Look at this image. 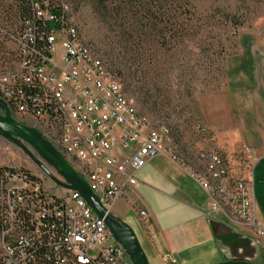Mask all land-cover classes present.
<instances>
[{"label": "built area", "instance_id": "obj_1", "mask_svg": "<svg viewBox=\"0 0 264 264\" xmlns=\"http://www.w3.org/2000/svg\"><path fill=\"white\" fill-rule=\"evenodd\" d=\"M28 3L18 30L0 25V100L11 116L45 127L44 138L111 213L141 187L140 171L164 157L203 188L212 223L226 222L244 240H264L255 211L253 152L224 157L201 151V175H193L167 144V131L140 117L121 82L103 71L105 62L76 37L67 8L52 0ZM196 128L209 133L204 125ZM231 164L240 167V176ZM7 169L0 179V264H132L79 193H56L35 175ZM138 216L144 220L147 212L139 210ZM163 261L176 264L170 254Z\"/></svg>", "mask_w": 264, "mask_h": 264}, {"label": "rangeland", "instance_id": "obj_2", "mask_svg": "<svg viewBox=\"0 0 264 264\" xmlns=\"http://www.w3.org/2000/svg\"><path fill=\"white\" fill-rule=\"evenodd\" d=\"M55 1L67 8L81 40L115 73L122 91L134 100L138 114L155 128L167 131V144L186 165L201 172L199 154L205 150L229 156L210 132L201 134L196 127H208L203 109L210 96L222 92L227 85L225 62L235 54L241 35L264 37V0H163L160 15L150 17L136 3ZM172 2H182L183 8L172 11ZM24 6L23 0H0V25L7 31L18 30ZM149 8L152 7L145 10ZM150 10L154 12V8ZM17 121L38 129L46 137L45 127H39L35 120L18 118ZM7 167L25 170L41 178L45 189L62 193L19 147L0 137V169ZM231 167L234 175L242 174L238 165ZM157 169L165 171L170 167L158 160L140 171L139 178L144 184L138 189V206L162 222L172 223V200L146 178ZM192 184L196 189L197 185ZM119 206L113 215H119ZM126 218L149 264H164L152 260L145 235L147 227L136 211L128 212ZM261 252L253 263L264 264V248Z\"/></svg>", "mask_w": 264, "mask_h": 264}, {"label": "crops", "instance_id": "obj_3", "mask_svg": "<svg viewBox=\"0 0 264 264\" xmlns=\"http://www.w3.org/2000/svg\"><path fill=\"white\" fill-rule=\"evenodd\" d=\"M225 67L227 85L222 92L211 95L203 109L208 124L205 128L229 155L244 149L253 152L255 211L264 226V37L241 35L237 50L226 59ZM158 160L165 161L170 169H157L153 176L146 178L172 200V223L162 222L155 214L147 213L144 220L139 218V210H144L138 206L139 188L117 204L120 205L117 215L120 219L129 225L126 215L135 210L138 219L147 227L145 235L153 261L166 264L163 257L167 254L176 260V264H218L230 260L254 262L261 256L264 240L238 239L226 222L212 223L209 220L207 196L188 170L164 157L151 160L145 168ZM140 182L144 184L142 180ZM192 183L197 185V190ZM181 213H184L182 217Z\"/></svg>", "mask_w": 264, "mask_h": 264}, {"label": "water", "instance_id": "obj_4", "mask_svg": "<svg viewBox=\"0 0 264 264\" xmlns=\"http://www.w3.org/2000/svg\"><path fill=\"white\" fill-rule=\"evenodd\" d=\"M0 137L19 147L57 187L79 193L92 211L105 221L115 241L124 249L132 264H149L133 229L104 207L84 178L66 162L38 129L14 119L2 100H0ZM218 264L257 263L230 260Z\"/></svg>", "mask_w": 264, "mask_h": 264}, {"label": "trees", "instance_id": "obj_5", "mask_svg": "<svg viewBox=\"0 0 264 264\" xmlns=\"http://www.w3.org/2000/svg\"><path fill=\"white\" fill-rule=\"evenodd\" d=\"M111 1H113V2L124 1V3H129L130 5H133L134 3H136V5L139 6V8H141L143 10L142 13L144 15H147V16L149 15V17L153 16L155 14L160 15V13L162 12L163 6H164V2H162L163 0H149L151 2H134L135 0H111ZM143 1H147V0H143ZM23 2L25 4V6H24L23 10L21 11V17H22L21 20H23L24 17H26L29 14V9H30V5L28 3L29 0H23ZM52 2H54V4H57V2L55 0H52ZM58 5H61V4H58ZM149 6L152 8L145 10L146 7H149ZM153 8H154V12L152 10H150ZM177 8H183L182 2H172L171 3L172 11L177 10ZM109 71L111 72V74H113L117 78V76L115 75V73L113 71H111L110 69H109ZM7 170H8L7 168H1L0 169V179ZM21 171L26 173L27 175H30V173L25 171V170H21Z\"/></svg>", "mask_w": 264, "mask_h": 264}, {"label": "bare ground", "instance_id": "obj_6", "mask_svg": "<svg viewBox=\"0 0 264 264\" xmlns=\"http://www.w3.org/2000/svg\"><path fill=\"white\" fill-rule=\"evenodd\" d=\"M70 28L73 29V31L76 32V37H80V36H79V33H78V31H77L76 26H73L71 22H70ZM86 47H88V46L86 45ZM103 71L110 72L109 69L107 68V66L105 65V63L103 64ZM121 91H122V88H121ZM126 97H127V96H126ZM132 103H135L133 99H132ZM40 133H41V132H40ZM41 134H42V133H41ZM42 135H43V134H42ZM43 137H44V136H43ZM175 153H176V152H175ZM184 165H186V163H184ZM192 174H193V175H201V172H195V171L192 169ZM114 243H117V242L115 241V239H114Z\"/></svg>", "mask_w": 264, "mask_h": 264}]
</instances>
